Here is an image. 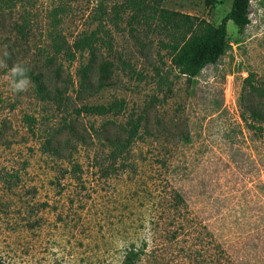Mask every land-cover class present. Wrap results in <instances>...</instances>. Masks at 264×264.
I'll return each mask as SVG.
<instances>
[{"label":"rangeland","instance_id":"1","mask_svg":"<svg viewBox=\"0 0 264 264\" xmlns=\"http://www.w3.org/2000/svg\"><path fill=\"white\" fill-rule=\"evenodd\" d=\"M132 1H1L0 260L122 264L134 248L137 264H264V134L245 124L240 102L248 74L264 82V0H250L241 34L228 22L225 55L192 82L171 65L158 17L141 18ZM215 1L158 8L216 26L232 0ZM84 36L97 48L94 88L97 66L113 64L110 85L93 95L79 93L88 52H56ZM36 74L60 108L37 97ZM24 77L26 90H14ZM115 100L126 104L119 116L74 112ZM143 112L140 139L113 161L108 140Z\"/></svg>","mask_w":264,"mask_h":264},{"label":"trees","instance_id":"2","mask_svg":"<svg viewBox=\"0 0 264 264\" xmlns=\"http://www.w3.org/2000/svg\"><path fill=\"white\" fill-rule=\"evenodd\" d=\"M151 1L152 4L148 0H135L131 2V7L136 14H141V18H143V13L146 9L158 17L159 22L162 24L161 27L166 32L165 36L171 39L170 43L164 44L168 49L171 65L190 82L197 78L206 66L216 64L225 55L228 22H232L240 34L250 23V0H232L229 11L216 26L199 18L159 9L158 4L161 0ZM205 2L211 6L216 4L215 0H205ZM150 17L153 18V16ZM96 49L94 37L84 36L71 46L61 47L56 50L57 53L63 52V55L68 60L74 59L77 53L88 52L90 55L89 64L80 72V87L82 89L79 92L80 95L85 92L89 93L90 90L93 91L92 95L93 93L97 94L110 85L113 64L107 61L97 66L96 88L89 83L92 81L90 76L96 57ZM30 78L35 84L37 97L41 101H55L57 108H60L62 102L60 94L57 92L52 96L40 74L31 75ZM240 102L243 104L242 119L245 124L259 137L263 136L264 82L257 80L252 74H248L242 82ZM125 107L124 100H115L107 105H82L79 108L75 107L74 112L76 116H80L82 113L99 117L106 115L119 116L124 113ZM145 115V112H143L138 114L135 119L133 115H130L125 125L121 127L120 136H115L114 139L108 140L112 149L109 158L113 161H117L119 158L125 159L123 155L129 152V148L137 139H140L138 132L142 127L143 121L146 120ZM25 122L28 126H31L33 120L30 117H25ZM67 129L72 133L74 132V127L71 124L67 126ZM44 148L46 152L54 156L60 157L61 155L62 149L51 145V141H47ZM175 201L177 204L183 203V199L179 194H176ZM140 256L141 252L131 248L126 252L122 264H137ZM0 264L6 263L0 260Z\"/></svg>","mask_w":264,"mask_h":264},{"label":"clouds","instance_id":"3","mask_svg":"<svg viewBox=\"0 0 264 264\" xmlns=\"http://www.w3.org/2000/svg\"><path fill=\"white\" fill-rule=\"evenodd\" d=\"M17 71L18 69L15 67L12 69L13 73H16ZM28 83H29L28 78L24 77L22 79H19L16 83H14L13 88L16 91H23L26 90Z\"/></svg>","mask_w":264,"mask_h":264}]
</instances>
